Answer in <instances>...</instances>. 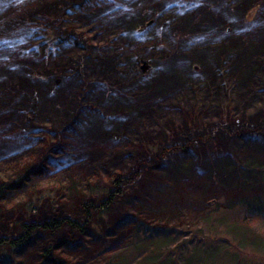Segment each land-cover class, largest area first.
<instances>
[{
  "label": "trees",
  "instance_id": "obj_1",
  "mask_svg": "<svg viewBox=\"0 0 264 264\" xmlns=\"http://www.w3.org/2000/svg\"><path fill=\"white\" fill-rule=\"evenodd\" d=\"M67 1L69 0H0V5L8 2V6H12L2 12L4 15L0 17V102L6 101L4 105H0V124L5 123L11 128L10 133L22 131L32 134L37 128L46 132L45 142L38 136L28 139L24 137L22 143H26L21 147L23 151L0 158V264H87L92 261L99 262L98 264H143L142 259H146L150 253L155 256V248L160 247L157 240L173 242L175 233L181 230L176 223L183 222L187 209L202 207L205 198L204 195L198 197L189 193L186 189L187 193L185 190L182 192L186 201L177 194L179 201L169 206L168 211H157L148 196L142 197L144 201L129 199L124 207L128 209L129 215L122 222L115 223L107 232L91 231L89 228L92 222L99 215L110 212L126 188L137 180L138 168L126 156L131 150L143 147L140 139L143 135L160 133L161 128L158 129L157 126L162 127L166 121H172L177 126L175 123L182 121L180 114L188 113L190 108L213 111L223 98L228 99V102L246 105V110L258 100L261 104L264 103V89L253 90L261 81L257 73L264 72V56L261 58L257 55L251 59L248 64L252 71L250 81L236 93L237 86L231 72L235 71L238 84L244 82L248 74L240 72L237 67L240 50L234 51L232 55L228 54L225 59L222 55L208 56L204 51L214 54L223 45L227 46V43L234 40L246 47L249 40L241 38L238 33L223 30L228 35L225 42L210 44L197 39L188 50L179 47L173 53V43L175 46L177 40L172 39L173 43L170 40L172 26L180 21L188 22L190 17L186 13L190 9H185V15L178 14L176 17L173 15L163 18L168 14L166 12L155 15L145 31L137 32V28L131 24H137L140 22L139 17L153 11V1L82 0L80 6L86 4L100 8L101 15H104L100 20H94V29L90 31L92 36L82 46L79 42L81 38H77L74 29L78 24L84 25L87 22L76 17V11L71 9L61 13L57 10L58 7L55 8L59 13L55 21L51 22L46 17L40 19L53 29L46 30L45 33L42 29H37L38 22L33 16ZM155 3H159V0ZM198 3V0H194L191 6ZM141 6H146L148 12ZM205 9L208 11V7ZM223 10L215 8L211 15ZM233 11L234 9L229 8L223 13ZM215 19L222 21L220 17ZM192 22L196 21L193 19ZM112 27L118 31L111 36ZM254 27L264 32L262 20L259 22L257 19ZM118 35L120 37L115 39ZM41 36L45 41H39ZM123 36L129 41L126 47L121 45ZM163 38L171 43L169 41V45L160 48L156 42L164 41ZM93 40L106 42L91 44ZM179 42L181 46L182 40ZM251 47L257 52L258 48L264 49V43H255ZM80 51L81 54H77ZM194 52L203 63L200 75L208 76L197 77L201 84L181 85L180 92L172 89L166 102L162 103L160 98L154 101L140 98L137 101L130 94L110 88L121 84L122 80H118V76L137 77V66H140L141 59L147 58L145 56L149 55L153 61L161 63L178 54L184 56L188 63V58ZM226 59L233 60L229 64L231 74L225 76L226 71L221 67L227 63ZM106 62L111 64L113 72L110 77L106 73L107 82H104L100 80L102 77H99V73L104 71ZM123 66V70H117ZM186 70L188 74L191 72L189 67ZM163 71L166 72L160 65L157 78L152 81L162 79L163 83L159 85L160 91L155 94L179 82V78H168ZM183 74L178 75L183 79ZM93 76L95 78H91ZM146 81L147 78H141V82H138L141 85ZM262 82L264 84V80ZM109 88L111 92L107 94L106 90ZM230 90L232 97L229 96ZM145 91L137 95H142ZM210 92L219 98L218 101L209 99ZM123 100L127 101L128 108L134 113L122 107ZM171 109L180 113L169 112ZM203 115L200 113L199 119ZM45 123L49 125L43 126ZM67 126L68 129L64 128ZM110 126L123 127V130L119 129L121 143L118 142L117 148L95 150L99 144L118 137ZM53 130H57L55 134L52 133ZM96 138L100 140H95ZM54 141L56 145H62L63 158L55 157L48 161L49 154L61 151L49 148V145H54ZM3 143L5 138L0 136L1 146ZM160 146L161 144L158 145ZM187 147V144L179 145L181 150H186ZM234 158L231 165H234L237 157ZM255 158L254 155L248 157L250 160ZM59 159L66 162L64 166H61L63 163L58 165ZM54 163L56 169L52 171L45 166ZM224 196H229L226 200L231 198L229 206L243 208L242 214L232 219L239 231L231 233L234 239L244 238L242 242L239 241L240 244H251L264 250V226H257L264 219V194L239 193L233 198L230 192ZM5 216L8 220L3 223ZM253 225L260 240L258 245L252 243L247 232ZM148 242L156 245L152 247L154 251L144 248ZM184 258V252H180L177 257L174 255V259L168 255L165 264H178Z\"/></svg>",
  "mask_w": 264,
  "mask_h": 264
},
{
  "label": "rangeland",
  "instance_id": "obj_2",
  "mask_svg": "<svg viewBox=\"0 0 264 264\" xmlns=\"http://www.w3.org/2000/svg\"><path fill=\"white\" fill-rule=\"evenodd\" d=\"M116 1L117 0H115V2ZM150 1L154 2L152 6L153 11L148 12L146 6H141V8L144 7L148 13L139 17L138 19H140V22L137 24H131L137 28V32L145 31L148 25L152 23L155 15L166 12L168 14L163 16V18L173 15L176 17L178 14L185 15V9H190V12L186 13L187 16L190 17L188 22L181 23L180 21L172 26L174 30L171 29L170 40L172 41L174 38L177 40L175 46L172 41L173 53H176L179 50V47L188 50L190 46H193L194 43L192 42L197 39L200 41L203 40V42H210V44L216 41L225 42L228 35L226 36L223 33V30L225 32L230 30V32L238 33L241 38L244 37L246 40H249L246 47H242L241 43L238 44L234 40V42L230 41L232 43H227L228 47L226 45H223L224 47L222 46L221 48L218 47L220 49L214 54L204 51L208 56L220 57L222 55L225 59L228 54L232 55L234 51L236 52L240 50L237 67L241 70L240 72L243 71L244 74L248 73L247 76L244 75V82H239L240 84H238L236 74H234L235 71L231 72L229 69L230 60L233 59H226L227 63L222 65L221 69L226 71L225 76L233 73L232 77L237 86L235 90L236 93L242 90L241 88L245 85H248L247 83H249L252 73L249 69V62H251V59L257 55L261 56V58L264 56V49L258 48V51L254 52L255 50L251 47V45L255 43H264V32L259 31L254 27L257 19L259 22L262 20L264 23V0H218V3L224 2L228 4L230 8H235V11L227 12L224 18L220 17L222 18V21L220 20L218 22L211 15L212 10L218 5V3L217 5L214 4L215 0H198L199 3L194 4V6H191L194 0H159V3L157 4L155 3L156 0ZM92 2H94V0H92ZM210 3L212 6H210ZM74 5L75 4H72L67 7L63 13L70 11ZM204 6L208 7V11ZM11 7L12 6L10 5L8 6V2H5L3 6L0 5V17L4 15L2 12H5ZM58 15L59 13L56 9H47L46 12H40L37 16H33L37 19L36 23L38 22V24H36L37 29H42L44 33L46 30H50L52 27L50 25L48 26L47 23H44L40 19L46 17L53 22ZM136 17L133 19L136 20ZM193 19L196 22H192ZM31 27H34V25ZM92 29H94V25L91 24H78V27L74 29L77 38H81V41L79 42L82 46H85V44H87L85 43L87 38L92 36V33L90 32ZM110 31L112 36L113 34L116 35L118 30L112 27ZM42 36L39 41L44 40ZM119 37L120 36L118 35L114 38L118 39ZM134 37H136V35H134ZM145 39L146 38L143 40L144 42ZM65 40L66 39H64V41ZM121 40V45L123 47L129 45V41L125 36H123ZM179 40H182L181 46ZM104 41L106 42V40ZM104 41L100 42L93 40L91 44H100ZM169 41L164 39V41H157L156 44H158L157 46H160V48H165L169 45ZM242 52L244 55H242ZM195 54L196 52L188 58V63L184 56L178 54L174 57L170 56L167 60L164 62L162 61L161 63L153 61L149 55L145 56L147 58L141 60L145 61L147 67L143 70L141 68L143 62H140V67L137 66L139 69L137 77L129 76V78H127V76H118V80L120 79L123 82L129 83L131 81L130 86L119 88L118 84V86L110 88L130 94V97H134L131 95L133 93L138 94L146 90L141 97L135 96L134 99H137V101H139L140 98L144 101H154L155 99L160 98L162 103L166 102L172 89H175L176 92H180L182 89L181 85L183 84H201V82H198L199 79L197 77L201 76L200 72L203 63ZM160 65L163 66V70L166 71L163 72L168 75V78L174 76L175 78H179V82L171 84L163 92L155 94V90L159 89V85L163 84L162 79H157L152 83V81L157 78L156 76ZM184 65H186V67H184ZM188 67L191 69L189 74L186 73L188 70H186V68ZM111 72H113V69L108 67L105 68L102 73H99V77H102L100 80L107 82V74L110 77ZM179 73H184L183 79L178 75ZM257 75L258 77H261V81L258 82L257 86L253 87L254 91L264 89V84L262 82V80H264V72H258ZM206 76H208V74H206ZM206 76L201 77L204 78ZM91 78H95V76ZM141 78H147L146 83L140 85L138 81L141 82ZM128 79L130 81H127ZM110 88L106 90L107 94L111 92ZM113 93L114 90H112V94ZM229 94V96L232 97L231 94L233 93L231 90ZM209 99L218 101L219 98L210 92ZM123 102L124 106L122 107L127 108L125 110L128 112L134 113L133 110L128 108L127 101L123 100ZM219 102L218 107L213 111L207 109L204 111L201 110V112L196 107L195 110L194 107L188 109V113L180 114L182 121L175 123L178 127L174 126L172 121H166L161 125L162 127H159V125L157 126L158 129L161 128L160 133L140 136L143 147L141 145L142 148L131 150L126 156L127 159L131 160L133 166L138 168V175L135 184L128 186L111 211L99 215L92 222L91 228L89 229L93 232L103 233L109 231L115 223L122 222V220L126 218L125 216L129 215V212L127 211L128 209L124 208L127 206L126 203L129 199L133 200L136 198L140 201H144L142 197L148 196L150 199L149 201L155 206L157 211H168L167 209H169V206L175 205L176 201H179L177 194L181 199L186 201L185 197H182V192L185 190L187 193L186 189H188L189 193H193L198 197L204 195V205L202 207L195 206L194 209H191L194 211L187 209L183 216V222L181 224L176 223L178 226L177 228L181 230L175 233L176 237L173 242L165 243L164 241L157 240V245L160 247L155 249L159 252L155 250V256L150 253L146 259H142L143 264H165L168 255L174 259V255L177 257L180 252L185 253V258L184 261L179 260L181 262L178 264H249L250 262L252 264H264V260H262L264 259L263 249L252 246L251 244H249L250 246H244L245 243H239V241L242 242L244 238L239 237L238 239H234L231 234L239 232L236 230L238 227L237 224L232 222V219L234 216H240L243 212V208L229 206L231 198L226 200L229 196H224L228 195L230 192L232 193L233 198L237 197L236 195L239 193L240 195L243 193L264 194V103L262 102L261 104L260 100L255 103L252 102L253 105L246 110V105L244 103L245 106H242L240 103H234L232 101L228 102V99L226 98L221 99ZM227 106H229L230 109ZM19 107L22 108L21 105H19ZM169 112H174L175 114L180 113L172 109L169 110ZM200 113L204 114L205 117L203 115L199 119L198 115H200ZM219 116H221V119ZM65 122L66 121L63 122L64 125L67 124ZM107 122L110 123V121ZM11 125L12 123H10V126ZM47 125L49 124L45 123L43 126ZM110 127L117 133L116 136L118 137H114L113 139L110 138L111 141L108 143L99 144L98 148L95 150L110 147L117 148L121 143L122 139L121 135H119V129L123 130V127ZM64 128L68 129L69 127L67 126ZM10 129L11 128L6 126L5 123L0 124V136L5 138L3 146L0 144L1 159H3V157L14 155L15 152L19 153L23 151L21 150V147L26 143H22L24 137L28 139L38 136L40 140L45 142L46 132L40 128L34 129L32 131L34 133L32 134L30 132L25 134L26 132L22 131L18 133H10ZM56 131L57 130H53L52 133L55 134ZM248 131H251L253 134ZM56 144L57 143L54 141V145H49V148L55 151H61L49 154L47 156L48 161L52 158L55 159V157L63 158L61 155L63 152L62 145L60 146V144ZM160 144L161 146L158 147ZM182 144L188 145L186 150L179 149V145ZM144 145L148 146V148L146 146L144 147ZM253 155L257 159H248V157H253ZM234 156L237 158L236 161L233 162L234 165H231L232 159L235 160ZM244 157H246L245 160ZM57 162L58 165L63 163L61 166H64L66 163L64 160L61 161L60 159ZM56 163L45 164V166L52 171L56 169ZM176 168H181L179 169L180 178H174V175L172 176L170 174V172ZM201 184H207L209 188L203 190ZM191 186H193V189L190 190ZM7 220L8 219L6 218L5 221L2 222L4 223ZM257 226L259 228L264 226V219L260 220L257 223ZM184 230L187 231L185 232ZM247 232L249 233L252 243L258 245L260 240L257 237L254 225L251 230H248ZM197 239L200 240L197 241ZM170 241H172V239H170ZM153 246L156 245L148 242L144 248H151L154 251L152 248ZM125 256L128 255L125 254ZM98 263L99 262L92 261L87 264Z\"/></svg>",
  "mask_w": 264,
  "mask_h": 264
},
{
  "label": "bare ground",
  "instance_id": "obj_3",
  "mask_svg": "<svg viewBox=\"0 0 264 264\" xmlns=\"http://www.w3.org/2000/svg\"><path fill=\"white\" fill-rule=\"evenodd\" d=\"M217 3H218V0H215V2H214V4L215 5H217ZM72 4H75L72 8H71V10H73V11H76L74 14H75V16L77 17H79V18H83V21L84 22H87V24H91V25H93V23H94V20H100L101 18H103V16L104 15H101V9L100 8H93L94 6H90V5H84V6H80L81 4H82V0H69V1H67V2H60V3H58L56 6H54V8H50L51 10H54L55 8H57L58 7V11L59 12H61V13H63L64 11H65V9L67 8V7H69L70 5H72ZM211 4V3H210ZM216 8H220V9H224V10H228L230 7L226 4V3H218V5L216 6ZM232 9H235V8H232ZM223 10V11H224ZM223 11H221V12H218L217 14H215V15H213V17L214 18H216V17H222V18H224V16H225V14L227 13V12H224L223 13ZM235 11V10H234ZM85 18V19H84ZM217 21V20H216ZM218 22V21H217ZM77 54H81V51H80V53L78 52ZM144 60H140V62H143ZM110 68V69H113L112 67H111V64L109 63V62H106V64L104 65V69L105 68ZM140 67V66H139ZM74 69V68H73ZM124 69V66L122 67V68H117V70H123ZM71 73H69V75H70ZM127 86H130V83H126L125 84V82H123V81H121V84L118 86L119 88H126ZM156 92H159L160 90L159 89H157V90H155ZM133 96L135 97V96H137V97H141L142 95L141 94H139V95H137L136 93H133ZM6 103V101L5 100H2V102H0V105H4ZM95 140H100V138H96ZM223 166V165H222ZM220 167H221V163H220ZM179 169H181V168H176V169H173L171 172H170V174L173 176L174 175V178H180V176H179V173H180V170ZM178 180V179H177ZM201 186H202V189L203 190H205V189H207V188H209V186L206 184V185H204V184H201ZM200 186V187H201Z\"/></svg>",
  "mask_w": 264,
  "mask_h": 264
},
{
  "label": "water",
  "instance_id": "obj_4",
  "mask_svg": "<svg viewBox=\"0 0 264 264\" xmlns=\"http://www.w3.org/2000/svg\"><path fill=\"white\" fill-rule=\"evenodd\" d=\"M146 67H147V65H146L145 61H143V65L141 66V68H142L143 70H145Z\"/></svg>",
  "mask_w": 264,
  "mask_h": 264
}]
</instances>
